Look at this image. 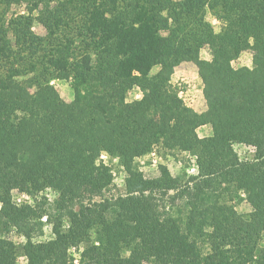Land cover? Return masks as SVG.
<instances>
[{
    "label": "trees",
    "instance_id": "1",
    "mask_svg": "<svg viewBox=\"0 0 264 264\" xmlns=\"http://www.w3.org/2000/svg\"><path fill=\"white\" fill-rule=\"evenodd\" d=\"M248 49L252 65L235 68ZM185 61L204 83L202 113L170 84ZM156 146L190 151L196 173L160 164L146 177L137 160ZM104 153L125 173L110 197ZM46 189L50 204L13 196ZM45 216L53 237L36 241ZM81 244L78 264H264V0H0V264H76Z\"/></svg>",
    "mask_w": 264,
    "mask_h": 264
},
{
    "label": "rangeland",
    "instance_id": "2",
    "mask_svg": "<svg viewBox=\"0 0 264 264\" xmlns=\"http://www.w3.org/2000/svg\"><path fill=\"white\" fill-rule=\"evenodd\" d=\"M24 9L23 5H14L11 9V12L9 13V16H11V13L16 12H22ZM212 19H215L218 23L213 24L211 21ZM207 20L212 23L216 31H220L221 24L217 17H215L211 12H208L207 14ZM34 31L38 34L44 35L46 33V29L44 26L36 21L34 23L33 27ZM201 57L202 58H210V50L209 47L205 46L201 51ZM245 57L247 60H242L241 58ZM252 57H253V51L251 49L245 50L241 53L239 58L232 61V64L235 68L247 65H252ZM159 66H155L152 70V73H156L159 70ZM193 74H195V78L193 77ZM52 83L55 85V87L60 92L61 96L66 101H72L74 98V90L71 85V83L67 80L62 79H54ZM172 88H174L177 92L179 97L183 100L184 104L188 107L193 108L196 112L202 113L207 109V103L206 99L204 97V83L198 73V67L197 65L192 61H185L179 64L175 67L174 73L172 75V79L170 82ZM193 93L195 95H193ZM142 97V93L139 88L134 87L131 89L128 93L127 99L129 101H133L136 99H140ZM198 134L200 136H208L212 133V127L210 124H205L203 126H200L198 128ZM235 149L238 152V154L241 156V158H250L254 155V149L252 147L237 144L235 145ZM104 161H107L110 163L114 169V182L111 185L110 189H108L105 192V196H112L116 195L118 193H121L124 191V179H125V173L122 170V168L117 165V160H111L108 159V156L106 153L102 156ZM138 167L144 172L146 177H155L159 174V165L165 164L169 167L170 171L174 175H182V174H192L196 173L191 172L190 170L194 167L196 169V157L188 150H182L179 148H175L173 151H170L168 148L156 146L153 151L148 153L145 156L140 157V159L137 160ZM14 199L18 203H24V202H32L40 201L44 204H50V202H53L55 198L57 197L56 193L51 189H46L42 192L36 193L35 196H29L26 193L20 192L15 190L13 192ZM23 197H27L26 199ZM35 197V198H34ZM236 205L237 210L240 213H248L252 210L251 204L245 199V195L242 194L241 200H237L234 202ZM46 217V216H45ZM45 217L41 218L43 221V230L40 234L35 236L36 241H44L48 240L53 237L52 232V224L47 219H44ZM50 229L49 231H45V229ZM10 237L16 241L17 243L23 242L25 239L23 237V240H21V237L19 234H17L15 231H12L10 233ZM71 249L74 250V252L80 257V251L83 249V245L80 246H72ZM73 255V254H72ZM76 264L77 262V256L73 255ZM20 261L22 264H25L26 259L24 257L20 258ZM79 261V260H78ZM145 264H151V263H145Z\"/></svg>",
    "mask_w": 264,
    "mask_h": 264
},
{
    "label": "clouds",
    "instance_id": "3",
    "mask_svg": "<svg viewBox=\"0 0 264 264\" xmlns=\"http://www.w3.org/2000/svg\"><path fill=\"white\" fill-rule=\"evenodd\" d=\"M213 24H216V23H218L215 19H212V21H211ZM250 43H251V40L249 41ZM242 60H247V58H245V57H242L241 58ZM193 77L195 78V74H193ZM22 79H23V77H21ZM193 95H195L194 93H193ZM191 172H195L196 171V169L193 167L191 170H190ZM23 198H27V197H23ZM44 219H46V217L44 218ZM50 229H45V231L47 232V231H49ZM21 240H23V237H21ZM262 246H264V245H262ZM81 251H83V249H81ZM69 252L70 253H72L73 255H76L77 256V262H78V260H79V256L74 252V250L73 249H69ZM25 264H27V262L25 261Z\"/></svg>",
    "mask_w": 264,
    "mask_h": 264
}]
</instances>
